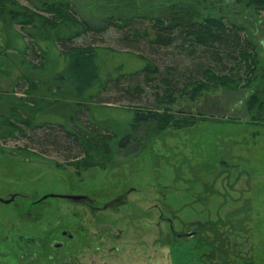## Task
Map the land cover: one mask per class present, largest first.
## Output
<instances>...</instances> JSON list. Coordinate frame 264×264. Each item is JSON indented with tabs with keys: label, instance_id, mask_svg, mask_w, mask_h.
<instances>
[{
	"label": "rangeland",
	"instance_id": "374dc122",
	"mask_svg": "<svg viewBox=\"0 0 264 264\" xmlns=\"http://www.w3.org/2000/svg\"><path fill=\"white\" fill-rule=\"evenodd\" d=\"M44 2H69L80 18L96 24L110 17H149L135 24L142 32L143 28L151 30L150 17L185 7L197 20L224 18L240 26L260 61L253 75H244L241 65L227 60L234 67L233 73H241L244 79L234 87L220 86L192 97L184 91L185 84L203 78L201 70L210 63L188 45L151 51L144 37H138L139 42L135 38L133 44L140 50L134 51L149 56L162 73L151 72L148 80L141 75L131 81L133 88H140L136 95L125 90L130 79L122 76L119 85L109 83L99 100L125 108L149 106L169 112L175 119L187 117L193 122L165 130H158L154 124L143 127L135 134L140 141L117 151L103 167L77 171L65 165L57 153L48 156L61 166L31 161L4 149L27 144L22 136L16 138L17 132L14 137L11 133L10 122H16L17 110L24 117L32 116L34 109L39 114H71L77 110L81 121L88 124V110L84 105L73 106L74 100L80 99L68 89L75 88L76 67L68 66L70 62L55 53L57 44L51 45L48 57L42 55L38 42L47 43L48 36L39 16L50 15L43 10ZM17 3L27 7L28 12L23 13L36 17L35 26L22 27L13 21L9 10H20ZM249 4V0L0 1V197L10 198L11 193L18 196L10 206L0 204V213L12 215L16 222L13 229L19 232L22 222L41 231L52 214H58L60 227L73 226L74 220L82 218L93 219L88 204H73L62 196L77 194L92 197L97 206L107 205L106 210L93 214L99 215L93 226L103 233L120 230L117 246L123 264H212L210 259L204 260L206 263L200 257L222 235L235 238L236 256L241 255L237 252H242L239 243L243 241L236 236L251 235L254 242L264 239V7ZM123 36L112 26L107 32L80 41L94 40L113 48L115 55L104 59L107 70L127 71L137 62L122 53L127 49ZM20 38L34 46L27 55L10 46V42L18 45ZM215 68L219 72L221 67ZM163 77L174 78L176 87H167ZM91 92L90 88L81 92L82 97ZM126 114L131 116L132 112L119 110L113 121L102 124L110 127L116 123L125 132L130 131ZM24 194L29 196L24 198ZM45 195L49 197L40 205L29 207ZM112 200L114 203H108ZM28 208L38 214L35 220L21 215ZM246 225L251 232L246 231ZM197 229L201 230L195 236H181ZM220 255L216 250L214 258L223 264ZM262 256L263 252L253 250V264H264Z\"/></svg>",
	"mask_w": 264,
	"mask_h": 264
},
{
	"label": "trees",
	"instance_id": "16d2710c",
	"mask_svg": "<svg viewBox=\"0 0 264 264\" xmlns=\"http://www.w3.org/2000/svg\"><path fill=\"white\" fill-rule=\"evenodd\" d=\"M0 1L5 2V0ZM249 3L264 7V0H249ZM16 5L23 11L9 10L13 21L22 27L35 26L36 17L23 13L28 12L27 7L19 3ZM43 6V10L50 15L39 16L41 26L47 30L46 36H48V39L45 38L48 40L47 43L45 39V43L38 42L42 55L48 57L47 53L49 54L48 50H51V45L57 44L58 49L55 53L57 52L60 57L64 56L65 60L70 62L68 66L72 64L76 67L73 70L76 76L75 88L68 89L75 92L80 99L74 100L73 106L82 108L84 105L88 110V124L81 121L77 110L71 114L67 112L39 114L36 112L37 109H34L32 116L24 117L16 109L18 111L14 116L16 122H10L13 127L11 133L14 137L17 132L16 138L22 136L27 144L8 146L4 149L31 161L61 166L63 164L48 156L51 153H57L64 158L65 165L73 166L77 171L103 167L112 161L117 151L130 148L135 140L140 141L135 134L143 127L148 128L154 124L158 130H165L169 126L180 128L193 122L188 121L187 117L175 119L171 113L161 112L149 106L147 108L132 106L125 108L99 100L101 93L107 89L109 83L114 81L116 85H119L122 76L130 79L125 90L136 95L140 88L138 85L133 88L131 81L137 80L136 78L141 75L148 80L151 72L162 73L159 66L149 56L134 51L135 49L140 50L139 46L133 44L136 42L135 38L139 42L138 37H144V43L151 51L171 46L185 48L188 45L187 47L193 49L198 57L210 63L201 70L203 78L190 80L185 84L184 91L191 93L192 97L201 94L204 90L216 89L220 86L234 87L236 83L239 84L244 79L245 74L253 75L256 71V64L260 61L252 42L243 36L240 26L230 24L224 18L207 17L197 20L193 13L185 7L150 17L151 30L143 28L142 32L141 29L136 28L135 24L149 17L117 19L110 17L96 24L80 18L76 8L69 2H44ZM3 11H7L5 6ZM112 26L123 32L124 39L121 40L127 49L122 53L130 55L131 58L135 57L133 59L137 62V66L135 64L127 71L110 72L107 70V62H104V59L115 55L116 51L113 48L99 45L94 40L80 41L81 38L87 39L89 36L95 37L97 33L107 32ZM20 40L18 45L10 42V46H15L17 50L27 55L29 49H33L34 46L30 47L27 42L21 38ZM227 60H234L235 65H241L244 68V75L233 73L234 67L229 66ZM211 65L221 67L219 72L216 71L215 66ZM163 81L166 82L167 87L174 88L177 85L174 78L163 77ZM89 88L92 92L83 98L82 93ZM119 110L132 112L131 116L127 114L125 116L130 131L125 132L123 127L116 123L110 127L103 126L102 122L113 121L112 119L116 118L114 113ZM104 111L109 113L101 115Z\"/></svg>",
	"mask_w": 264,
	"mask_h": 264
},
{
	"label": "flooded vegetation",
	"instance_id": "af4514ba",
	"mask_svg": "<svg viewBox=\"0 0 264 264\" xmlns=\"http://www.w3.org/2000/svg\"><path fill=\"white\" fill-rule=\"evenodd\" d=\"M22 196L26 198L29 195L24 194ZM11 197H14L12 201L5 202L0 200V204L10 206L18 196L16 193H11ZM47 197L49 195L35 200L29 207L34 208L40 205ZM70 201L73 204H88L93 214L108 208L107 205H95L93 198L90 196L78 201ZM108 203L112 204L114 202L112 200ZM31 208L25 210L21 215L35 220L38 214L35 215ZM16 211L19 212L18 209ZM5 212L0 213V264H98L99 261L101 264H123L119 258L120 250L117 246L119 240L117 234L120 230L111 233L107 230L104 233L103 230L102 232L98 230V228L93 226V222H97L99 215L92 214L91 217L93 216V219L82 218L81 220H74L73 226L60 227L58 214L54 217L52 214L51 219H45V229L37 231L39 230L37 226L34 225L33 228H28L27 225H23L21 222L22 229L18 232L13 229L16 222L12 220V215L7 213V211ZM200 230L185 232L181 236L192 237ZM246 231L251 232V227L246 225ZM13 232L18 234L15 233L14 235ZM236 238H243V241L239 243V248L242 252H237L241 255L237 254L236 256L234 249L237 247V241L229 234L222 235L214 247L202 253L200 260L206 262L204 260L210 259L212 264H219V261L214 258V253L217 250L221 254L220 257L223 264H235L234 262H238V264L240 262L242 264H253L255 260L251 258V253L254 250L263 252L262 261H264V239L259 241L255 239L254 242V237L251 235H240L236 236ZM127 249H123V252ZM235 256L236 260H234Z\"/></svg>",
	"mask_w": 264,
	"mask_h": 264
},
{
	"label": "water",
	"instance_id": "95a60500",
	"mask_svg": "<svg viewBox=\"0 0 264 264\" xmlns=\"http://www.w3.org/2000/svg\"><path fill=\"white\" fill-rule=\"evenodd\" d=\"M62 196L66 197L70 200H76V201L86 197L85 195H77V194H67V195H62ZM13 198L14 197L4 199V198L0 197V200L5 201V202H10V201H12Z\"/></svg>",
	"mask_w": 264,
	"mask_h": 264
}]
</instances>
